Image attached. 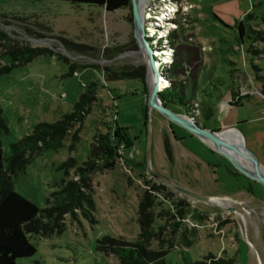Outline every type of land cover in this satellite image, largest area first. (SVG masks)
I'll list each match as a JSON object with an SVG mask.
<instances>
[{"label": "rangeland", "instance_id": "rangeland-1", "mask_svg": "<svg viewBox=\"0 0 264 264\" xmlns=\"http://www.w3.org/2000/svg\"><path fill=\"white\" fill-rule=\"evenodd\" d=\"M163 1L148 0L143 9L145 36L156 54L166 46L161 50H168L171 57L168 65H162L172 68V79L165 78L168 86L172 80L180 82L187 105L193 104L192 115L181 105L169 104V108L189 119L198 117L210 131L238 129L248 152L264 166V83L256 78L264 77V42L254 44L246 37L241 44L236 28L244 21L249 30L264 32V0ZM170 6L178 12L169 14ZM132 12L129 8L107 13L101 7L57 0H0V14L11 19L0 22V32L15 46L53 53L0 75V109L9 128L1 137L5 156L11 144L37 124H53L70 113L85 92L84 86L98 85L97 101L75 151L71 152V142L66 139L61 150L36 156L13 179L16 192L45 209L61 182L74 177L73 171L67 177L60 167L70 156L81 166L98 129L107 135L118 127L131 144L115 168L93 177L96 223L81 215L76 220L68 217L63 234L31 236L36 254L17 264H119L114 253L99 252L97 240H138L137 212L145 192L157 196L158 214L169 207L186 210L183 218L171 220L164 215L157 220L155 229L167 227L160 241L155 238L147 246L168 251V263L216 264L218 259H234L236 264H264V186L244 177L227 157L150 108L151 83L136 42ZM162 18H170L169 26L159 28ZM169 38L173 47L168 45ZM5 42L0 40V44ZM252 46L258 53L252 52ZM4 51L0 46V53ZM72 64L78 77L70 75ZM121 64L144 66L145 83L134 79L107 82L103 71L92 69ZM203 102L217 103L210 121L202 116ZM166 139L171 156L165 149ZM185 185L211 200L229 199L231 207L203 203L174 188ZM176 223L180 225L174 230ZM211 255L213 258H207Z\"/></svg>", "mask_w": 264, "mask_h": 264}, {"label": "trees", "instance_id": "trees-1", "mask_svg": "<svg viewBox=\"0 0 264 264\" xmlns=\"http://www.w3.org/2000/svg\"><path fill=\"white\" fill-rule=\"evenodd\" d=\"M57 1L79 7L82 5L101 7L107 13L132 8L131 0ZM248 18L253 20L250 16ZM5 20L9 21L11 19L7 15L0 14V22ZM260 20L262 21V16ZM248 24L244 21H240L237 24L238 41L243 44L245 38L249 37L254 44L261 41L264 42V32L256 29L252 30V28L249 30ZM248 30L252 36H249ZM0 40L7 41L4 44H0V46L6 48V51L0 53V75L9 74L15 67L24 66L45 53L49 52V54L53 55L48 49L15 46L12 44V40L2 32H0ZM168 45L173 47L171 38L168 39ZM64 48L69 52L67 45ZM254 48L252 46V52L258 53ZM57 56L68 63L67 59L59 54ZM74 67L75 65L72 64L70 75L75 71ZM92 69L103 71L107 82L134 79L145 83L146 68L144 66L135 67L134 65L121 64L113 68H106L97 65ZM162 71L169 80L172 79V68L168 70L164 68ZM256 78L264 83V77L257 76ZM171 82L172 85L160 93L161 101L166 107L169 104L181 105L192 115L193 104L187 105L188 97L183 94V90L179 86L181 85L180 82L176 80ZM84 87L85 92L80 96L79 101L70 113L65 114L53 124H47V122L37 124L31 133L11 144V151H9L8 156H5L3 152L1 137L9 133V128L0 109V264H17L19 259L32 258L36 254L37 248L31 243L30 237L35 235L49 238L55 234H63L68 217L76 220L81 215L91 223H96L93 216L94 210H96L93 200V177L115 168L119 160L122 159L121 147H124L123 151L131 147V144L126 141L121 129L118 127L113 130V134L103 135L99 132V129L96 131L92 139L89 157L81 166L78 167L72 156L62 164L60 169L65 171L66 176L69 177L70 171H73L74 177L61 182L59 189L47 199L45 209L38 207L30 200L19 195L14 189L13 183V179L19 173L24 172L26 167L32 164L36 156L41 155L43 152L61 150L66 139L71 142V152L75 151L81 139L83 125H85V121L98 97L97 84H90ZM220 101L221 99L217 100V102ZM201 106L204 120L210 121L215 115L217 103L207 105L203 102ZM192 119L198 120V117L192 116ZM169 142L166 139L164 145L168 156H171ZM156 198L155 194L145 192L140 200L137 212L140 229L138 240L128 243L116 241L111 237H104L101 240H97L99 252L102 254L114 253L119 264H170L166 260L169 255L168 251L151 250L147 246L155 238L160 241L167 227L160 226L155 229L157 220H160L164 215L171 220H176L177 217L183 218L186 210L180 208V206L176 211L169 207L158 214ZM179 225V223H176L172 227L175 230ZM207 258H213V255ZM195 264L205 263L197 261ZM216 264H236V262L234 259H218Z\"/></svg>", "mask_w": 264, "mask_h": 264}, {"label": "water", "instance_id": "water-1", "mask_svg": "<svg viewBox=\"0 0 264 264\" xmlns=\"http://www.w3.org/2000/svg\"><path fill=\"white\" fill-rule=\"evenodd\" d=\"M139 0H131L132 9H133V19L135 23L134 31L137 45L140 47L141 51L144 54L145 62L148 67V74H151L153 78V84L149 85V95L148 105L153 110H157L160 114L166 118L167 120L174 122L175 124L184 127L189 131L190 134L202 139L205 144L213 148L217 153L227 157V159L231 162L232 166L239 171V173L243 174L244 177L258 182L264 186V174L261 171V165L259 162L255 160V158L248 152L245 147L243 148H234L230 145V143L226 142L222 137V132L210 131L194 119H189V117L178 114L170 108L163 105L161 101L160 93L163 91V74L161 68L158 67L159 60L155 57L154 50L149 46L148 38L145 36L144 25L142 22V17L140 15L139 8ZM232 131H236L240 134L238 129H228ZM241 135V134H240ZM242 136V135H241ZM243 137V136H242ZM238 151L249 161V163L253 166V169L247 168L244 164L239 162L236 157L232 155V152ZM158 178L159 176H156ZM160 178V177H159ZM174 188L182 194L187 195V197L193 198L195 200L201 201L203 203H211V199L208 197L201 196L200 194L194 193L192 191L187 190L186 188H181L178 186H174ZM236 212H239L235 209Z\"/></svg>", "mask_w": 264, "mask_h": 264}, {"label": "bare ground", "instance_id": "bare-ground-1", "mask_svg": "<svg viewBox=\"0 0 264 264\" xmlns=\"http://www.w3.org/2000/svg\"><path fill=\"white\" fill-rule=\"evenodd\" d=\"M147 2L148 0H139L138 3H139V8H140V15L142 17V22H143V25L146 23V17H144V13H143V9H145V7L147 8ZM169 14H173L174 12H176V8H173V7H169L167 8ZM143 13V14H142ZM168 16V15H167ZM164 19V18H162ZM159 56H163L164 58L161 60H159V63H158V67H162V63L163 65H166V64H169L170 60H171V57H170V54L165 51L164 53V50H159L157 51V54H155V57H159ZM149 79H150V86L153 84V78L151 76V74H149ZM163 84V87H169V82L165 79L163 80L162 82ZM221 137L228 143H230V145L234 148H243L244 147V144H245V140L244 138L236 131H232V130H227V131H223V133L221 134ZM232 155L234 157H236V159L241 162L242 164H244L247 168L249 169H253V166L249 163V161L245 158V156H243L241 153H239L238 151H234L232 152ZM261 171H262V174H264V168L261 167L260 168ZM211 203L215 204V206L217 207H221V208H230L231 207V202L229 199H213L211 200ZM240 216H242L243 214L241 212L238 213ZM243 217V216H242Z\"/></svg>", "mask_w": 264, "mask_h": 264}, {"label": "clouds", "instance_id": "clouds-1", "mask_svg": "<svg viewBox=\"0 0 264 264\" xmlns=\"http://www.w3.org/2000/svg\"><path fill=\"white\" fill-rule=\"evenodd\" d=\"M163 2H165V0L163 1ZM167 6V5H166ZM178 12V10L175 12V13H177ZM169 19L170 18H164V20L163 21H159L158 23V26H159V28L163 25V24H166V26H169V24L168 23H170V22H168L169 21ZM167 28V27H166ZM161 49H164V50H166V47L165 46H162V48H159V50H161ZM171 49V48H170ZM156 50H158V49H156ZM171 51V50H170ZM167 52H168V50H167ZM165 53V52H164ZM156 54V53H155ZM162 59L164 58V57H161ZM157 59L158 60H161L159 57H157ZM162 65H163V63H162ZM166 65H168V64H166ZM166 65H164V67L166 66ZM161 68V70H163V68L162 67H160ZM166 78V77H165ZM168 88V87H167ZM164 91V90H163ZM162 91V92H163Z\"/></svg>", "mask_w": 264, "mask_h": 264}, {"label": "built area", "instance_id": "built-area-1", "mask_svg": "<svg viewBox=\"0 0 264 264\" xmlns=\"http://www.w3.org/2000/svg\"><path fill=\"white\" fill-rule=\"evenodd\" d=\"M73 75L78 77V74H77L76 71L73 72ZM163 80H165V77H163ZM166 88H167V87H163V90H165ZM263 116H264V110H263ZM121 150H122L121 152H122V154H123V152H124V151H123V150H124V147H123V146L121 147ZM130 156H131V155H130Z\"/></svg>", "mask_w": 264, "mask_h": 264}, {"label": "flooded vegetation", "instance_id": "flooded-vegetation-1", "mask_svg": "<svg viewBox=\"0 0 264 264\" xmlns=\"http://www.w3.org/2000/svg\"><path fill=\"white\" fill-rule=\"evenodd\" d=\"M162 71V70H161ZM162 74H163V76L164 77H166L167 78V75L165 74V73H163V71H162ZM164 105V104H163ZM165 106V105H164ZM168 108H169V106H168Z\"/></svg>", "mask_w": 264, "mask_h": 264}, {"label": "crops", "instance_id": "crops-1", "mask_svg": "<svg viewBox=\"0 0 264 264\" xmlns=\"http://www.w3.org/2000/svg\"><path fill=\"white\" fill-rule=\"evenodd\" d=\"M262 166V165H261ZM262 167H264V166H262ZM185 188H187V189H190V187L189 186H187V185H185L184 186ZM193 189V188H192Z\"/></svg>", "mask_w": 264, "mask_h": 264}]
</instances>
